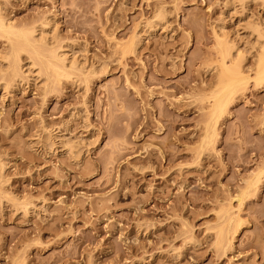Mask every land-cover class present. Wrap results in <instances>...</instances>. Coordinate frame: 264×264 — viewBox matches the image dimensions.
<instances>
[{
  "label": "rangeland",
  "instance_id": "rangeland-1",
  "mask_svg": "<svg viewBox=\"0 0 264 264\" xmlns=\"http://www.w3.org/2000/svg\"><path fill=\"white\" fill-rule=\"evenodd\" d=\"M229 1L0 0L16 29L46 26L22 72L0 35V264H264V78L244 28L264 0ZM214 29L250 76L220 114ZM60 45L68 76L40 65Z\"/></svg>",
  "mask_w": 264,
  "mask_h": 264
},
{
  "label": "bare ground",
  "instance_id": "bare-ground-1",
  "mask_svg": "<svg viewBox=\"0 0 264 264\" xmlns=\"http://www.w3.org/2000/svg\"><path fill=\"white\" fill-rule=\"evenodd\" d=\"M243 1L244 0H230L229 2L224 3V7L225 9L232 10L236 7L234 2H238L242 4ZM160 17L161 16H159V18ZM159 18H155V20H150V22L148 21L146 26L151 27L152 24H159L160 22ZM161 18H163V16ZM261 22L262 21H260V23H255V22H251L250 20H247L244 23V28L245 29L248 28L247 30H249V34L250 35H252L253 33L255 34V37H253L255 38V40L252 43H255L257 47L260 49L259 61H258L257 69L255 72V80H262L264 78V22L263 23ZM46 25H47V22H46ZM44 26L42 25L41 27L37 26L38 29L34 28L35 27L34 26L33 27L34 29L32 30H20V29L15 28L10 18L9 20L8 18L4 19L0 15V35H3L7 37L8 39H10L12 43V52H13L12 53V62H13L12 69L13 71L17 72V70H20V68L22 69V66L20 65L21 62L19 61L20 52L28 51L38 56V50L35 44L39 42L43 43L44 38H45L43 34H44V29L46 27ZM142 31L144 32L145 29H143ZM214 31H215L214 34H215V37H216V40H217V43H218V46L220 48V52L222 55V63H221V74H222L221 83L222 85H221V89L219 90V92L215 95V105H214L215 113L220 114L224 110L226 105L229 103V101L231 100L232 95L236 91L242 88H245L246 84L249 81L250 76L246 74L245 72H243L238 64L239 59L243 57V55L245 54L244 53L245 51L240 49L237 42L233 41L230 37L228 38L221 29L219 30L214 29ZM37 32H38L37 34L38 36L36 35ZM63 47H64L63 45H60L57 49L48 50L47 51L48 57L45 63L40 64L42 67H44L46 70H50L56 76H68L70 74V70L80 69V67H78L75 62H71L67 60L68 57L66 56V52L62 50ZM227 58H228L229 63H227L226 61ZM30 65L31 64H29V67ZM6 66H7V69L11 67L9 63ZM2 69H4V66ZM2 69L0 71H2ZM31 70L32 69L30 68V70L28 71H31ZM20 71L22 72V70ZM37 77H40V76H38L37 74L36 78ZM2 85L4 86V84ZM44 132L45 133L42 136V140H41L42 143H45L46 141H51L53 138L58 137L56 134H52V130L47 129V127L45 126H44ZM212 135H213V126H211L207 130L206 137L211 138ZM59 143H61L62 145L67 144L63 140H60ZM69 149L70 148L68 146V150ZM236 200L240 201L241 196L238 195L236 197ZM223 236H224V230L223 228H220L217 234L218 242L222 241Z\"/></svg>",
  "mask_w": 264,
  "mask_h": 264
}]
</instances>
